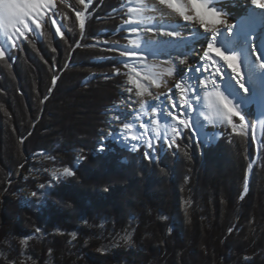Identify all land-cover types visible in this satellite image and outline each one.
<instances>
[{"label":"trees","instance_id":"1","mask_svg":"<svg viewBox=\"0 0 264 264\" xmlns=\"http://www.w3.org/2000/svg\"><path fill=\"white\" fill-rule=\"evenodd\" d=\"M128 17L125 0H54L39 34L0 57V264H264V121L257 151L252 103L249 131L219 124L204 147L185 130L155 162L114 143L95 152L127 79L109 45L128 41ZM65 167L75 175L58 174L38 203L31 193Z\"/></svg>","mask_w":264,"mask_h":264},{"label":"snow or ice","instance_id":"2","mask_svg":"<svg viewBox=\"0 0 264 264\" xmlns=\"http://www.w3.org/2000/svg\"><path fill=\"white\" fill-rule=\"evenodd\" d=\"M250 4L257 8L264 10V0H249ZM80 3H85V0H80ZM161 4H167V6L179 13L182 17L183 22L188 24V22L197 21L199 28H202L204 32L209 34V39L204 47L197 46V50L194 55L198 56V63L192 64L191 66H186L184 68V75L179 76V80L174 84L173 88L169 89L167 93L159 95L154 99L147 102V107L158 118L157 120L147 119L141 123H138L140 117L137 116V110L133 109L131 105L135 103L133 99L130 98L132 88H128L127 94L129 98L127 99L128 107L122 108L119 104H113L109 109L111 115L108 116L107 126L108 130H99V139L97 141L95 152L97 155H104L105 152L109 151V144H123L126 150L129 151H143V158L149 162H155L158 157L163 153L164 155L172 152L174 148H178L176 144V136L180 133L176 131L175 128L172 129L174 136L169 139L167 135L161 134L159 132V124L167 125L171 122H176L183 129L190 131L193 141L204 147L209 145L211 138L208 140H203L200 137L198 130L195 128V123L193 116L200 117V108L204 106L203 101H207V108L210 115L207 117L208 124H214L216 120L221 122L226 120L229 125L235 130L236 125L233 123V117H238L241 122L245 121V116L239 110V108L233 104L227 96L224 95L222 91H214L201 93L204 91L202 84L208 79L212 78V87L218 88L220 85V80L222 78L223 68L225 65L227 68L231 69L232 73L236 76V82L239 87L247 93L248 89L243 82V76L241 74V68L239 63V58L236 54L226 53L221 47L216 44V37L224 29L228 32L232 31L234 27L226 16V18H221L225 13L218 10L215 6V0H189L191 10L194 15L188 14L187 7L178 2V0H160ZM53 4L51 0H0V28L4 29L5 35L0 39V57L8 52L11 58V49L16 46V41L20 37H25V33L29 31V24L35 25V29L41 27L40 20L43 18V12L49 8H52ZM129 18L124 21L122 28H127V34L131 36L132 34H137V39H128L127 45H121L119 43H113L109 45V51L115 50L120 57L117 61L123 64L125 67L128 66L131 61H141L139 65L141 68L148 67L143 61H147L151 56L143 49L144 45L148 42L157 43L156 39H151L148 37L139 38V34L143 32L153 33L155 36L164 35L176 37L181 35L179 32L168 31L164 28L155 27L157 23L144 26V16L143 9L139 8H129L128 9ZM77 18L80 22V28L83 29L85 26L84 14L81 12L76 13ZM133 16L135 18H133ZM55 23V20L52 21ZM193 27L192 29H194ZM8 29H12L15 35L8 34ZM33 29V31L35 30ZM59 32L60 29L57 28ZM191 31V30H190ZM254 39V37H252ZM99 43L107 44V41H99ZM122 49V50H121ZM253 54L255 55L257 62L261 68H264V60L260 59V54L256 50L255 45H252ZM106 59L113 60L114 56H109ZM175 68L177 71V65H186L189 61L187 56H177L174 58ZM139 76L140 73L136 68L132 69ZM195 73V78L192 74ZM119 69L113 73V75H120ZM155 75V73H153ZM173 70H168V75H172ZM136 76H130L129 82L135 86L137 89L136 95L143 96L147 91V88L140 83V80ZM55 77L53 78V83H55ZM219 81V85L216 83ZM187 83L190 88L192 99L189 101L187 98L181 103L174 96L177 90L183 93L182 85ZM159 85L157 84V87ZM122 95H126L122 90ZM145 105L141 104V110ZM184 117H187L185 119ZM216 118V120L213 119ZM156 124L157 131L152 132L151 135H146L151 131L150 126ZM135 127L139 135H131V129ZM219 137V133L215 136V139ZM176 154V153H173ZM79 159H86V157H80ZM251 167V165H249ZM75 172L70 167L63 168L59 176H74ZM53 182H49L47 185L41 184L39 186L41 193L34 191L31 193L32 197L38 201V203H44V200L40 198L43 195L46 198L47 189L50 191L54 187V181L58 179L57 173H52ZM107 191V189H105ZM245 191H247V180H245ZM39 231V230H37ZM75 237L76 233H72ZM125 243L131 240V233L124 238Z\"/></svg>","mask_w":264,"mask_h":264},{"label":"rangeland","instance_id":"3","mask_svg":"<svg viewBox=\"0 0 264 264\" xmlns=\"http://www.w3.org/2000/svg\"><path fill=\"white\" fill-rule=\"evenodd\" d=\"M51 3L54 5V0H51ZM249 3L250 2H247V4H245V1H243L241 3V6H239L240 9H241L240 10V13H238L234 17H228L227 16L229 22L231 24H233L234 27H233V29H232L231 32H228V31H226L224 29H221V31L217 35V36L220 37L221 42L223 41L225 43H228V40L230 39V36L233 34L234 31L236 32V34L238 33V35H239V32L237 31V27L239 25V24L237 25L238 18H239V16L242 13H244L247 10V6L249 5ZM88 5H89V3L86 2V6H88ZM157 5L163 6L165 4H161L160 3V0H125V6H127L128 9L129 8H139V9H143V16L145 18L144 21H143L144 26H148V25H151V24H154V23H157L158 22V17H157V13L158 12L155 11V13H153L154 12L153 9ZM251 7H253V6H251ZM50 9L51 8H49L46 11L43 12V18L39 22H41L44 19V16L48 13V11ZM128 16H129V13H128ZM133 18H135V17L133 16ZM53 20H55V23L52 22L53 29H54L56 35H59L60 34V31L58 32L57 31V28H59L60 23L58 22V20H56L53 17H51V21H53ZM155 27L159 28L160 27V24L159 23L156 24ZM2 29L3 28H0V39L2 38L1 37L2 34L3 33L5 34L4 29H3V31H2ZM33 29H35V25L32 24V23H30L29 24V31L30 30H33ZM126 30H127V28H126ZM29 31H27V32H29ZM34 31L39 34V28L38 29H35ZM247 31L244 30V33H247V34L254 33V30L253 29H248ZM8 34H11L13 36L15 35V33L12 32V29H8ZM152 34L153 33H147V32H143V31L139 34V38H144V37H148L149 36L151 39L153 38V39H156L158 41L157 43L148 42V43H146L144 45V47L142 49L145 52H147L149 55H151L148 58L147 61H143V63L146 64V65H148V67H145V68L139 67V65L142 63L141 61H131V62H129L128 66L126 67L127 68V71H128L127 72V79L120 86V88H119V98H118V100L114 101L113 104H119L121 106V104L124 101H126V98L125 97H126V95H128L126 93V91L128 90V88H132V92L131 93L134 94V97H135V100H136V102L133 105H135L137 107V110L138 111L141 110V104H142V102L138 98L139 96L136 95L137 89L135 88L134 85H132L129 82V77L130 76H136V73L132 71L133 68H136L137 71L140 73V75L139 76H136V78L140 80V83L143 84L145 86V88H147V91L145 92V94L143 96V98L145 99L146 103L149 100L154 99L155 97H157L159 95H162L164 93H167L169 91V89L173 88L174 84L179 80V76H183L184 75V68L185 67H182V69L180 71L181 74L177 77L176 81L174 83H172L166 89V91H164L162 93H158L160 91V89L155 88L156 81H158V70H157V66L155 67V66H152L150 64V60L152 59L153 55H155L156 53H157V55L159 54L160 57H162V56L165 57V58H170L171 57V59L172 58L174 59L175 57H177L178 54H185V53L188 54V55H190L191 57H194V56L197 57L196 55H194V52L197 50L196 45L193 46V47H190L191 44H189L187 42L185 44H179V45L178 44H175L176 46H174V44L171 43V41L169 39H167V37H164V38H162V40H160L161 37H152L154 35V34L153 35ZM238 35H236L237 41H232L230 43V45L227 46V50L233 52L234 54H236L238 56V58H239V61L242 63L241 64V66H242L241 74H242V76H244L243 82L245 83L248 91H247V93H245L239 87V84L236 82V76L234 74V76H235L234 80L231 79V83H229L228 86H226V89L231 90V92L233 93V95L231 97H229L226 94L225 91H223V93L230 100H232L233 104L236 105L241 112H242L243 109H245L247 106H249V104L254 103L255 104V110L257 111V116H258V105H257V101L258 100H257V95H259L260 92H262V90H260L259 84L261 82L259 80L255 79V78L253 79L255 81H258L257 82L258 83L257 86H256V83L254 81L253 82H250L248 80V75L251 74V71L248 68V62L252 59L251 47L248 44L250 37H247V39H246L247 41H243V39L241 38V41L242 42H240L238 40V37H239ZM137 38H138L137 34H132L131 36H129L127 34V40L128 39H137ZM251 38H252V36H251ZM22 39H23V37H20L16 41V45ZM216 41H218V40H216ZM244 42H247V43H244ZM216 44H218V43L216 42ZM121 45H127V42L126 43H121ZM241 45H246V49L242 51V49L240 48ZM197 46L204 47V46H206V43H204V42L203 43H197ZM175 47L183 48L184 50L179 53L178 51H176V48ZM225 48L226 47H224V51H225ZM245 52H247V55H246ZM7 53L8 52L6 51L5 52V55ZM226 53H228V52H226ZM241 53H242L243 56L240 57ZM243 53H245V54H243ZM172 54H173V56H171ZM222 68H223V70H227V67L225 65H223ZM179 70H180V68L177 67V71H179ZM153 73H155V75ZM193 75L195 76L196 74L193 73L192 76ZM250 78L252 79V77H250ZM216 83L219 85V81H216ZM219 87H220V85H219ZM163 88H165V86ZM182 88H183V93H181L180 90H177L176 93H174L175 98L178 100V99H181L182 97H186L190 101L192 99V96L190 94L191 90L188 87L187 83H185L184 85H182ZM122 90H123V92L126 95H122ZM216 90H217V88H213V87L211 88V92H214ZM111 106L106 110V113H105V118H104L105 119L104 120L105 121V124H104V127H103V129L105 131L108 130L107 120H108V116L111 115V113L109 111V109L111 108ZM199 115H200V117L195 116L197 122H194V123H195V128L198 130L202 141L203 140H208L209 138H211V141L212 140H215V136H217V133L220 134V132L218 130H216L214 128V126H217V125L222 124V123H227V121L224 120V121L221 122L220 120H216V118L213 117V119L216 120V122L214 124H208L207 117L210 115V113H209V110L207 108V101L205 102L204 107L202 109H200ZM261 118H262L261 121H257L255 119L254 128L252 130V133L255 136V138H256L257 141H259V136H260V133H261V130H262V125H263V120H264V112H263V115H262ZM142 119H143V117H142ZM141 122H142L141 120H138V123H141ZM234 124L236 125V128L235 129L238 130V131H246V130H248V120H247L246 117H245V121L244 122H241L240 121V122L234 123ZM210 126H213V127L211 128ZM173 128H175L176 131L180 133V135L183 134L185 130H187V129H183L182 130V126H178L177 124L169 123V124L165 125V124H163V122H161V127H159L158 130H159V132L161 134L167 135L169 137V139H171L174 136V133L172 131ZM150 129H151V131L149 133H146V135H151L152 132L157 131V125L150 126ZM131 135H139V133L137 132V130H136L135 127H133L131 129ZM177 138H178V136L175 137V139H177ZM118 145L124 147L123 144H118ZM53 172H56L57 175H58L61 171L53 170L52 173Z\"/></svg>","mask_w":264,"mask_h":264},{"label":"bare ground","instance_id":"4","mask_svg":"<svg viewBox=\"0 0 264 264\" xmlns=\"http://www.w3.org/2000/svg\"><path fill=\"white\" fill-rule=\"evenodd\" d=\"M243 1H245V4H247V2H249L248 0H215V6L218 7V10H221L225 13V15L221 17L223 19V18H226V16L234 17L238 13H240L241 9L239 6H241V3ZM178 2L184 4L187 7L189 15H194V13L191 10V6L189 4V0H178ZM249 8H251L250 3L247 6V9H249ZM153 10H154L153 13H155V11L158 12L157 17H158V22L160 24L159 28H164L168 31L179 32V33H181V35L176 36V37H171V36H164V35L155 36L152 34L153 35L152 37H161L160 40H162V38H164V37H167V39H169L171 41V43L174 44V46H176L175 44L179 45V44H185L188 42L189 44H191L190 47H193L196 45V48H197V43H203L204 42L207 44L208 39H209V34L204 32V30L202 28H199L197 21L188 22V24H186L185 22H183L182 17L179 16V13L170 9L167 6V4H165L163 6L157 5ZM262 11H264V10H262ZM193 27H195V28L192 29ZM242 29L243 28L241 27V24H239L237 27V31L239 30L238 31L239 34L241 33ZM2 31H3V29H2ZM4 35L5 34L3 33L1 37L3 38ZM236 35H238V33L236 34V32L234 31L233 34L230 36L228 43H225L223 41L221 42L220 37L217 36L216 37V40H218V41H216L218 43L217 46L221 47L223 50H224V47H226L225 52H228L229 54H233V52L227 50V46H229L232 41H237ZM252 37H254V39L250 38L249 42H248L249 46L251 47V54H252V59L248 62V68L251 71V74L248 75V80L250 82L254 81L256 83V86L258 84L257 83L258 81L253 80L254 78L261 82L259 84V86H260V90H262V92H260V94L257 95V100H258L257 121H261V119H262L261 117H262L263 112H264V68H261L259 66L257 59H256L255 55L253 54L252 45L253 44L255 45L256 50L260 54V59L264 60V39H261L260 35H254V34L252 35ZM244 43H247V42H244ZM175 48H176V51H178L179 53L184 50L183 48H178V47H175ZM241 49L243 51L246 49V47L243 46V48H241ZM245 53L247 54V52H245ZM245 53H243V54H245ZM171 56H173V54ZM177 56H187L189 58V61L186 65H182V64L177 65V67L180 68L179 71H176L175 60L173 58L171 59V57L170 58H165L163 56L160 57L159 54L157 55V53H156L155 55H153L152 59L150 60V64L152 66H155V67L157 66V70H158V81H156V84H155V88L160 89V91L158 93H162V92L166 91V89L172 83H174L176 81L177 77L181 74L180 71H181L182 67L191 66L192 64L198 63V56L197 57H195V56L191 57L190 55H188L186 53L185 54H178ZM241 56H243L242 53H241L240 57ZM239 63H240V68L242 69V66H241L242 63L240 61H239ZM169 69L173 70L172 75H168ZM223 73H224L223 77L218 78L220 80V87L217 88V90L222 91V92L225 91L226 94L229 97H231L233 95V93L231 92V90L226 89V86H228V84L231 83V79L234 80L235 76L232 73L231 69H229V68H227V70H223ZM250 77H252V79ZM193 78H195L194 75H193ZM243 79H244V76H243ZM157 84L159 85L158 87H157ZM164 86H165V88H163ZM202 88L204 91L201 93V96H203L204 93L211 92L212 78H208L204 82V84H202ZM126 93H127V91H126ZM143 96L138 97L141 100V102L145 105V107L142 110L138 111L137 107L135 105H133L134 103L131 105V107L133 109L137 110V116L140 117V120L142 122L149 119V118L154 120V121L157 120L158 118L155 116V114L151 111V109H149L147 107V103H146L145 99L143 98ZM125 98H126V101H124L121 104L122 108L129 106L127 104V99L129 98V94L126 95ZM130 98L136 102L133 93L130 94ZM185 98L186 97H182L181 99H178V100L181 103H183ZM205 102L206 101H203L202 103L205 105ZM203 107H201L200 109H202ZM142 117H143V119H142ZM184 118L186 119L187 117H184ZM193 120H194V122H197L195 116H193ZM171 123L177 124L176 122H171ZM153 125H156V124H153ZM159 127H161V122L159 124Z\"/></svg>","mask_w":264,"mask_h":264},{"label":"water","instance_id":"5","mask_svg":"<svg viewBox=\"0 0 264 264\" xmlns=\"http://www.w3.org/2000/svg\"><path fill=\"white\" fill-rule=\"evenodd\" d=\"M256 145H257V151H258V149H259V142L258 141L256 142Z\"/></svg>","mask_w":264,"mask_h":264}]
</instances>
